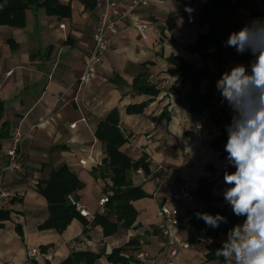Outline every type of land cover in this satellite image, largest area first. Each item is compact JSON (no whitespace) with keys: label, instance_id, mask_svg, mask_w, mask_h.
I'll use <instances>...</instances> for the list:
<instances>
[{"label":"crops","instance_id":"0c3cea01","mask_svg":"<svg viewBox=\"0 0 264 264\" xmlns=\"http://www.w3.org/2000/svg\"><path fill=\"white\" fill-rule=\"evenodd\" d=\"M57 1L70 8L69 17L48 16L43 9L31 8L25 13L24 28L0 27V132L6 125L4 137H0V189L10 195L0 200V210L10 213L0 228V264H62L75 252L102 254L95 264H112L106 257L133 240L137 243L121 256L137 264V253L155 256L163 252V240L155 230L158 208L170 205L180 188H187L194 196V202L185 205L187 211L205 210L206 204L197 201L195 195L198 181L205 178L214 183L213 195L222 199L216 207L231 209L223 197L224 189L230 187L224 183L223 175L225 171L234 172L235 167L226 161L227 142L221 145V152H215L211 144L224 127L216 121L232 117V109L216 89L212 101L216 115L206 124L203 142H194L190 130L195 115L188 111L185 101L191 86L189 82L183 86L177 83L179 72L167 59L173 56L193 70H207L208 75L199 82V91L204 93L209 81L227 71L225 63L233 59L235 48L222 46L220 63L212 55L191 53L190 47L199 34L181 2L151 0L149 8L136 16L137 22L148 25L146 38H139L132 22L121 23L91 82L79 88L78 78L91 50L99 16L96 4L101 0ZM252 15L264 19V0L241 3L233 17L223 22L227 35L240 30ZM193 18L198 20V15ZM206 32L207 26L203 25L202 34ZM142 75L153 77L150 84L159 91L157 96L131 91L133 80ZM114 76L126 85L117 87L111 82ZM164 80L167 85L161 84ZM141 104H146L141 113L126 112L127 107ZM113 110L118 114V128L127 139L120 152L133 163L142 160L148 165L144 177L137 174L141 168L129 173L132 186L140 187L147 195L132 203L137 213L135 223L130 229L119 225L109 237L86 219H73L63 233L40 231L49 212L37 186L62 166L82 184L80 190L68 196L87 206L93 215H104L99 203L111 195L112 183L104 165L105 146L96 139L95 131ZM16 128L24 136L20 154L25 174L20 176L6 170L7 152ZM109 220L115 223V216ZM174 232L179 240L188 243V221ZM224 240L221 235L216 242L221 247ZM207 246L204 240L190 244L175 264H230L226 260L205 263ZM30 248L51 250V261L41 256L27 258Z\"/></svg>","mask_w":264,"mask_h":264},{"label":"trees","instance_id":"16d2710c","mask_svg":"<svg viewBox=\"0 0 264 264\" xmlns=\"http://www.w3.org/2000/svg\"><path fill=\"white\" fill-rule=\"evenodd\" d=\"M244 1L236 0V2L232 3L231 0H206V4L198 14V23L200 27L206 25L207 32L198 35L195 45L190 47V52L206 54L209 48L214 47L217 50V62L220 63L218 56L222 53V46H225V42L229 37L223 28V22L230 20L236 13L239 5ZM31 8L43 9L48 16H56L62 19L70 16V8L60 5L57 0H0V27L24 28L25 13ZM253 18L258 17L252 15L250 20ZM250 58H254L251 53L245 52L239 54L236 49L234 50V60L248 62ZM167 61L179 72L177 83H180L182 86L186 82L190 83L191 90L185 96L188 111L194 115H199L205 109L212 107V101L217 89L216 81L218 79L209 81L205 92L200 93L199 82L208 75L207 70H193L191 65L173 56L169 57ZM148 79L144 75L134 79L131 91L136 95L157 96L159 91L150 84ZM111 82L117 87L126 85L119 76H114ZM145 105L129 106L126 112L128 114H139L143 111ZM2 107L0 102V118L3 111ZM231 119L232 117H225L223 120L219 119L216 121L218 125L223 123L224 127L221 129V135L211 144L215 152H221V145L227 142L228 133L225 126L231 123ZM118 125V114L116 110H113L104 120L98 123L95 131L96 139L105 146L107 158L104 161V165L106 166V170L110 172L109 178L112 183L109 188L111 195L107 197V201L103 207L104 215L95 214L93 220L95 225L102 228L104 237L114 235L119 225L123 229H130L137 217L132 203L147 197L140 187L132 186L129 173L141 168L144 176H146L148 174V165L142 160L133 163L125 154L120 152V148L127 142V139L122 135ZM5 128L6 125H3L0 137H4ZM213 187V182L201 178L198 181L195 195L197 201L206 204V209L202 211L196 209L188 211V243L193 244L203 240L208 241L205 263L225 261L223 257H217L215 254V250L220 247L216 241L221 235L226 240L228 230L236 224L242 223L245 219L244 217L235 216L232 209L227 206L222 208L216 207L222 199L213 195ZM81 188L82 184L66 166L53 171L48 180L37 186V191L47 201L49 212L48 220L39 227L40 231L53 229L57 233H63L73 219H84L79 216L67 201L68 195L74 194ZM197 212H207L213 215L220 213L227 217L228 223H222L215 229L211 228L203 220L196 218L195 213ZM9 215V211L0 210V228L3 222L9 220ZM112 215L115 216V223H111L109 220ZM85 227L84 233H86ZM16 230L18 234H22L19 226L16 227ZM136 243L137 240H133L124 247L114 250L106 257L108 262L112 264H130L131 260L121 256V254L129 246H133ZM40 251L45 252L46 249L41 248ZM101 257L102 254L75 252L62 264H95Z\"/></svg>","mask_w":264,"mask_h":264},{"label":"clouds","instance_id":"9594fccd","mask_svg":"<svg viewBox=\"0 0 264 264\" xmlns=\"http://www.w3.org/2000/svg\"><path fill=\"white\" fill-rule=\"evenodd\" d=\"M185 11L191 15L194 10L186 6ZM225 46L239 54L249 52L254 59L225 71L216 81L233 112L231 123L225 126V151L235 171L224 172L223 181L230 187L224 189L223 197L233 214L245 219L228 230L215 254L230 264H264V19L253 18L232 32ZM195 215L214 229L228 223L220 213Z\"/></svg>","mask_w":264,"mask_h":264},{"label":"built area","instance_id":"2783aa9c","mask_svg":"<svg viewBox=\"0 0 264 264\" xmlns=\"http://www.w3.org/2000/svg\"><path fill=\"white\" fill-rule=\"evenodd\" d=\"M80 1V0H79ZM151 0H101L97 2L96 7L99 9V16L92 35V47L88 54L83 72L78 78V87L84 88L88 85L93 77L94 72L103 63L104 57L108 51L110 38L118 33V27L121 23L132 22V27L138 34L139 38L144 40L147 35L148 25L137 22L136 16L139 11L149 8ZM181 2L184 12L193 20V16H197L206 4V0H177ZM232 3L236 0H231ZM191 7L194 11L191 15L185 11V7ZM207 55H216V48L212 47L206 51ZM227 71L238 64L248 65L245 61L228 60L226 63ZM153 77L149 78L152 81ZM163 83V84H162ZM162 85H167V81L162 82ZM1 87V84H0ZM217 110L214 106L205 109L201 114L195 115L192 119L191 136L194 142L201 143L204 140V130L208 121L216 115ZM73 127V125L71 126ZM24 136L20 128H16L11 136L10 149L7 152L9 164L7 171L12 173L23 174L21 165L20 148L23 143ZM83 163V162H80ZM137 174L144 177L142 171ZM9 194L0 189V200L9 198ZM68 203L75 209L80 217L93 221L94 216L87 206L81 204L73 196L67 197ZM107 198H103L99 207H103ZM194 202V196L187 188H180L171 198L170 205H163L158 208L157 216L159 222L156 225V230L163 240V252L155 256H148L145 253H137L135 261L137 264H175L178 256L182 251L187 250L190 244L179 240L174 232V229L183 222L188 221V211L186 204ZM43 257L46 261H51L52 251L46 250L41 252L38 248H30L27 251V258Z\"/></svg>","mask_w":264,"mask_h":264},{"label":"rangeland","instance_id":"374dc122","mask_svg":"<svg viewBox=\"0 0 264 264\" xmlns=\"http://www.w3.org/2000/svg\"><path fill=\"white\" fill-rule=\"evenodd\" d=\"M191 22H192V24H193V26H194V28H195V30H196V32L198 33V34H202V32H203V27L201 26H199V23H198V20L196 19V18H194L193 20H191ZM227 21H225V23H226ZM213 56V55H212ZM213 57H216L217 58V56L216 55H214ZM149 80V79H148ZM164 81H166V80H164ZM164 81H162V82H164ZM161 82V83H162ZM158 84L160 85V82L158 81ZM23 144V143H22ZM22 146V145H21ZM21 153V152H20ZM8 163H9V160H8ZM21 165H22V167H23V174H19V176L20 175H24L25 174V168H24V165H23V163H22V161H21Z\"/></svg>","mask_w":264,"mask_h":264}]
</instances>
